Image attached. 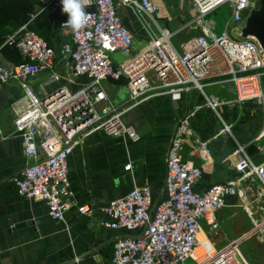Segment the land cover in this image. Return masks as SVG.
Returning a JSON list of instances; mask_svg holds the SVG:
<instances>
[{
	"label": "built area",
	"instance_id": "built-area-1",
	"mask_svg": "<svg viewBox=\"0 0 264 264\" xmlns=\"http://www.w3.org/2000/svg\"><path fill=\"white\" fill-rule=\"evenodd\" d=\"M258 0H187L195 16L186 25L171 32L155 18L158 6L154 0H92L89 23L79 32L57 23V30L69 38L56 52L27 24L6 37L4 44L14 47L25 60L13 64L0 54V84L14 83L25 100L13 120L15 134L21 141L27 160L12 176L19 198L43 202L47 216L55 223L65 222L71 194L68 161L79 142L95 132L111 137L126 136L132 142L139 137L125 126L122 114L150 99L161 96L196 94L202 97L191 112L176 122L166 152L164 195L153 198L151 188L142 183L124 197L76 207L80 216L90 218L96 210L105 215L99 221L105 230H120L125 236L112 243V255L106 264H247L240 252L242 242L256 238L264 242V50L253 37L241 38L245 15L255 9ZM51 11L62 10L61 0H47ZM121 6L135 14L143 40L127 29L119 15ZM222 6L230 11L225 31L217 34L205 25V17ZM62 11V15H64ZM238 39L228 33L230 23ZM156 32V33H155ZM191 37L178 42L184 33ZM143 43L137 49L135 43ZM175 44L178 45L176 49ZM120 54L122 60L115 61ZM71 59L74 77L86 82L76 90L60 85L62 78L53 72L54 60ZM48 77L39 83L44 95L38 97L31 81L38 73ZM127 82V103L106 111L107 101L102 84L107 80ZM69 83V82H68ZM230 83L233 98L207 96L209 84ZM57 87L47 91L50 85ZM251 103V115L259 114L257 134L240 142L233 124L219 114L220 108L243 109ZM213 113L219 128L212 138H229L233 150L220 159L230 172L220 182L206 185L203 175L213 166L210 139L193 133L190 124L202 110ZM192 158L183 156L187 139ZM35 137L39 139L35 144ZM211 138V139H212ZM254 145L259 159L252 160L246 148ZM132 164L124 166L130 171ZM239 209L248 219L250 229L240 238L218 249L209 232L216 226V213ZM236 243V253L223 252Z\"/></svg>",
	"mask_w": 264,
	"mask_h": 264
},
{
	"label": "crops",
	"instance_id": "crops-1",
	"mask_svg": "<svg viewBox=\"0 0 264 264\" xmlns=\"http://www.w3.org/2000/svg\"><path fill=\"white\" fill-rule=\"evenodd\" d=\"M38 1L40 6H37L36 10H47L52 19L50 3L47 0ZM154 2L159 8L158 19L166 28L176 26L175 30H178L195 16L187 0ZM118 12L124 26L134 33L137 39L143 40V32L134 12L125 6L119 7ZM53 31L51 47L57 52L69 38L57 29ZM53 72L59 76L61 73L65 75L60 76V85H66L72 91L86 82L83 78L74 77L68 59L58 55L54 60ZM47 77L48 73L40 72L31 81V88L38 97L44 95L39 83ZM215 85H219V88L212 91L216 93L212 96L224 100L233 98L232 84L206 86ZM102 86L107 96L102 108L110 111L112 108L121 109L126 105V86L109 80ZM56 87V84L50 85L47 91ZM195 97L191 99V95L186 93L156 97L124 112L121 121L135 130L139 137L137 142H132L126 136L111 137L103 132H95L83 138L74 147L68 161L71 194L68 198L70 208L65 213V222L51 224L52 220L47 216L45 204L19 198L11 180L27 161L22 155L21 141L13 126L16 113L22 107V104L18 103L22 95L16 84H0V264L108 263L112 255V243L125 236V233L100 227L99 221L105 219L101 211L96 210L94 216L85 218L78 214L76 207L86 203H94L97 206L99 203L124 197L142 183L151 188L154 199L163 196L168 142L176 122L201 102L200 94ZM23 102L25 100H21V103ZM250 112L249 104H245L242 110L237 107L219 109V114L226 123L233 124V133L240 142L254 136L259 130L261 118L259 115H251ZM219 127L213 113L204 109L197 113L190 124L193 133L203 139H210L214 164L204 172L203 180L206 185L220 182L231 170L229 166H221L220 159L233 150L234 143L229 138H212ZM192 140L193 136L187 139L183 156L185 159L192 158L195 164L199 165L200 162L191 154L189 143ZM128 163L132 164V168L126 172L124 166ZM232 211L241 212L239 209H223L216 213L217 228L215 226L211 230L203 225L204 231L212 235L216 247L225 246L235 233L234 229L219 228L227 220L226 215ZM245 218L247 219L246 216ZM248 230L245 229L243 233ZM236 245H231L232 253H236ZM242 257L247 264H252L244 255ZM258 259L260 264H264V253L257 254L253 262Z\"/></svg>",
	"mask_w": 264,
	"mask_h": 264
},
{
	"label": "trees",
	"instance_id": "trees-1",
	"mask_svg": "<svg viewBox=\"0 0 264 264\" xmlns=\"http://www.w3.org/2000/svg\"><path fill=\"white\" fill-rule=\"evenodd\" d=\"M37 6H40L38 0H0V54L7 62L19 64L25 61L14 47L4 44L6 37L14 34L23 25L27 24L28 30L36 32L51 47L54 38L51 14L47 10L38 12ZM89 10L91 9H85V11ZM67 18V14H64L62 19L67 20ZM195 33L185 35V39ZM109 81L120 86L127 84L124 78L119 81ZM242 253L249 261V254L244 250Z\"/></svg>",
	"mask_w": 264,
	"mask_h": 264
},
{
	"label": "rangeland",
	"instance_id": "rangeland-1",
	"mask_svg": "<svg viewBox=\"0 0 264 264\" xmlns=\"http://www.w3.org/2000/svg\"><path fill=\"white\" fill-rule=\"evenodd\" d=\"M155 18L157 19V22L159 23V25L161 27H165L163 25L162 21H160V19H158V14L155 15ZM229 21H230V13H229L227 6H222L219 9H217L215 12H213L212 14L205 17V25L208 26L212 31H214L217 34H220V33L225 31V26L227 25V23ZM235 27H238V25L231 22L227 31H228V33H230L231 37L238 39L237 32L235 30H233V28H235ZM175 28H176V26H174V27L168 26V30H170L171 32H173L175 30ZM185 38H186V36L184 35V33H182L177 37V41L181 42ZM138 41H139V39H138ZM142 45H143V43H140L139 45L137 44V42L135 43V46L137 49H140ZM175 47H176V49H178L177 44H175ZM121 60H122L121 55L116 54L115 55V61L118 63ZM61 75L65 76L62 73L60 74V76ZM263 81H264V77L262 78V82ZM216 88H219V85L206 86L204 88V92L208 96L209 95H216V93L212 92ZM247 104L251 105V103H247ZM250 108H254V107H250ZM258 115L259 114H257V116ZM209 148H210V153L212 156L213 151H211L212 150L211 147H209ZM212 158H213V156H212ZM239 215H241V217H238ZM226 217H227V220H225V223L221 224L219 226V228H221V229L226 228V229H234L235 230V233L231 236V239H229V243H232L235 240H237L238 238H240L241 236H243L245 234V233H243V231L245 229H250L249 221L245 218V216L243 214H241V212L232 211V212H229L226 215ZM221 218L223 219V217H221ZM243 219H244V222H243ZM217 227H218V224H216V228ZM229 243H227L226 245H228ZM225 246H221V247H217V248L222 249ZM239 248H240L241 253H242V250H244L248 254H250V260H251L252 264H254V263L260 264L259 259L254 260V262H253V259L257 254H263L264 253V242H260L256 238H250V239L242 242V244L240 245Z\"/></svg>",
	"mask_w": 264,
	"mask_h": 264
},
{
	"label": "water",
	"instance_id": "water-1",
	"mask_svg": "<svg viewBox=\"0 0 264 264\" xmlns=\"http://www.w3.org/2000/svg\"><path fill=\"white\" fill-rule=\"evenodd\" d=\"M230 13V11H229ZM62 19V10L53 13V30H56L57 23ZM253 37L260 44L261 48L264 50V0H258L255 3V9H252L246 16L244 27L241 30V38ZM71 65V59L67 58ZM45 80H42L43 82ZM40 82V83H41ZM39 139L35 137V144L38 145ZM246 153L252 160L256 161L259 159V154L254 145H250L246 148ZM51 221V224H54Z\"/></svg>",
	"mask_w": 264,
	"mask_h": 264
},
{
	"label": "clouds",
	"instance_id": "clouds-1",
	"mask_svg": "<svg viewBox=\"0 0 264 264\" xmlns=\"http://www.w3.org/2000/svg\"><path fill=\"white\" fill-rule=\"evenodd\" d=\"M62 11L67 14L65 26L74 33L84 29L89 23V14L85 9L92 4V0H61Z\"/></svg>",
	"mask_w": 264,
	"mask_h": 264
},
{
	"label": "bare ground",
	"instance_id": "bare-ground-1",
	"mask_svg": "<svg viewBox=\"0 0 264 264\" xmlns=\"http://www.w3.org/2000/svg\"><path fill=\"white\" fill-rule=\"evenodd\" d=\"M249 12H250V11H249ZM247 15H248V14H247ZM247 15H245V19H246V16H247ZM24 103H25V102L21 103V101H20V104H24ZM230 248H231V245H230L229 247H227V249H224L223 252H227V251L231 250Z\"/></svg>",
	"mask_w": 264,
	"mask_h": 264
}]
</instances>
